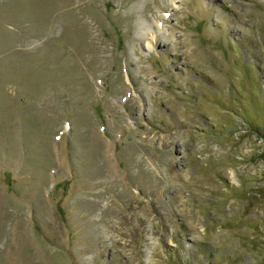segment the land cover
<instances>
[{
	"label": "rangeland",
	"instance_id": "obj_1",
	"mask_svg": "<svg viewBox=\"0 0 264 264\" xmlns=\"http://www.w3.org/2000/svg\"><path fill=\"white\" fill-rule=\"evenodd\" d=\"M0 264H264V0H0Z\"/></svg>",
	"mask_w": 264,
	"mask_h": 264
},
{
	"label": "bare ground",
	"instance_id": "obj_2",
	"mask_svg": "<svg viewBox=\"0 0 264 264\" xmlns=\"http://www.w3.org/2000/svg\"><path fill=\"white\" fill-rule=\"evenodd\" d=\"M36 34H38V33H36ZM156 36H157L156 34H153V33L150 34L149 39H147V40L145 41V48H146V49L149 50V48H150V47L152 46V44H153V39H155Z\"/></svg>",
	"mask_w": 264,
	"mask_h": 264
}]
</instances>
